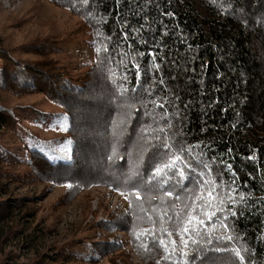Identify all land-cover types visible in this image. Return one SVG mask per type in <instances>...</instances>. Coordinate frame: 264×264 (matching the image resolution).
<instances>
[{"label": "trees", "instance_id": "obj_1", "mask_svg": "<svg viewBox=\"0 0 264 264\" xmlns=\"http://www.w3.org/2000/svg\"><path fill=\"white\" fill-rule=\"evenodd\" d=\"M48 1L80 20L73 35L87 36L94 57L75 78L53 56L56 42L34 41L17 50L36 59L0 44V89L16 96L41 93L57 105L67 134L57 141L69 156L51 160L28 146L22 158L0 159V246L7 238L4 224L27 206L26 200L5 198L6 183L16 175L1 165L11 160L25 164L24 179L67 185L69 201L91 184L108 186L129 206V214L115 222L133 249L146 264H169L162 249L152 248V234H143L153 225L149 215L158 237L164 209L170 215L181 209V202L164 195V181L158 186L151 176L164 154L157 137H167L173 146L168 157L180 154L185 173L191 165L190 175L203 173L215 183L224 197V211L217 215L227 225L225 230L216 220V234L232 237L212 245L190 243L188 264H241L234 250L242 264H264V0ZM17 118L0 104V130ZM178 180L172 177L166 187L187 195ZM184 187L195 188V181H184ZM137 191L140 200L132 195ZM165 227H172L167 218ZM37 231L40 237L38 227L14 233L35 251ZM92 244L66 246L32 261L12 256L2 264H87ZM180 256L177 251L174 264Z\"/></svg>", "mask_w": 264, "mask_h": 264}, {"label": "rangeland", "instance_id": "obj_2", "mask_svg": "<svg viewBox=\"0 0 264 264\" xmlns=\"http://www.w3.org/2000/svg\"><path fill=\"white\" fill-rule=\"evenodd\" d=\"M79 25L77 17L48 0H0V44L16 56L36 59L34 55H19L17 50L34 41L56 42L58 51L53 56L75 78L84 73L94 57L87 36L73 35ZM0 104L18 116L13 126L0 130L2 161L7 162L9 156L14 160L24 157L28 146L38 147L51 160L69 159L65 143L57 141L67 135L65 115L57 105L41 93L16 96L3 89ZM27 113L34 116L28 117ZM33 117L37 119L35 122ZM1 168L16 175L12 182L6 183L5 198L26 200L27 206L4 224L7 238L0 246V264L10 261L12 256L18 261H32L66 246L73 248L87 243H93L88 249L92 256L87 264H146L133 249L127 233L115 222L126 217L127 208H118L120 195L108 186L91 184L69 201L65 195L67 185L62 182L24 179L28 169L22 162L10 160ZM35 227L42 229V234L39 237L37 231V250L30 251L17 240L14 230L31 233Z\"/></svg>", "mask_w": 264, "mask_h": 264}, {"label": "snow or ice", "instance_id": "obj_3", "mask_svg": "<svg viewBox=\"0 0 264 264\" xmlns=\"http://www.w3.org/2000/svg\"><path fill=\"white\" fill-rule=\"evenodd\" d=\"M136 77L137 80H139V71L136 72ZM121 91L123 92L125 90L121 88ZM132 91L135 92L138 91V89L133 88ZM158 106L162 107L163 105ZM159 131L164 132V129L160 128ZM157 139L161 140L160 146L164 149V154L161 157V162L151 173V176L157 181L158 186H160V181H164V186H162L165 187L164 195L170 200L181 202V209L179 212H174L171 215L169 214V209H164L160 215V235L158 237L155 235L157 232L155 221L151 215H149L148 219L153 221V225L151 228L145 229L143 234H152V248L158 247L163 250L165 253L162 257L163 260L169 261V264H174L173 257L175 256V253L179 251L181 253L179 264H188V251L190 243L198 244L201 241H204L205 243L212 245L214 241L221 242L232 239L231 236L217 235L214 227L216 220H219V226L227 230V225L224 223V219H221L217 215L218 212L224 211L222 207L224 197L216 192V185L212 180L204 179L203 173H198L196 176L190 175L193 170L191 165H186L189 169V173H185L179 167V165L183 163L180 154L168 157V154L173 146L166 142L167 137H157ZM175 176L179 177L177 183L180 184L181 188L185 193H187V195L181 196L176 194L174 185L166 187L167 181ZM184 181H195L196 187L185 188ZM206 187L207 199H205ZM132 195H135L137 200L142 198L139 191L132 193ZM201 200L204 201L203 204L199 203ZM189 201H191L190 204ZM163 202L164 201L162 199L161 203ZM170 207L171 205L169 208ZM197 208H199V215H197ZM231 214L235 215L236 213L232 212ZM173 217H175V219H173ZM165 218H167V222L170 223L172 227H165ZM136 235L137 238H139L141 233H137ZM174 236L179 238V245L177 244V240L173 238ZM143 247L146 250H149L148 244H144ZM234 255L240 257L242 264L243 258L240 256V251L234 250ZM157 264H160V261H157Z\"/></svg>", "mask_w": 264, "mask_h": 264}, {"label": "built area", "instance_id": "obj_4", "mask_svg": "<svg viewBox=\"0 0 264 264\" xmlns=\"http://www.w3.org/2000/svg\"><path fill=\"white\" fill-rule=\"evenodd\" d=\"M119 197V202L120 203H118V208H122V209H125V208H127V210H126V213L127 214H129V206H128V204L123 200V198L122 197H120V196H118Z\"/></svg>", "mask_w": 264, "mask_h": 264}]
</instances>
